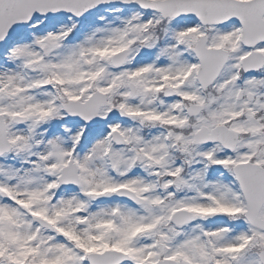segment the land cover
<instances>
[{"label":"snow or ice","instance_id":"6c2138e0","mask_svg":"<svg viewBox=\"0 0 264 264\" xmlns=\"http://www.w3.org/2000/svg\"><path fill=\"white\" fill-rule=\"evenodd\" d=\"M0 264H264V0H0Z\"/></svg>","mask_w":264,"mask_h":264}]
</instances>
